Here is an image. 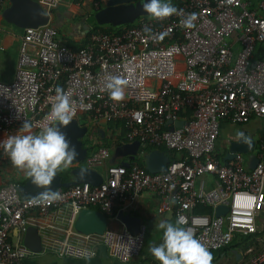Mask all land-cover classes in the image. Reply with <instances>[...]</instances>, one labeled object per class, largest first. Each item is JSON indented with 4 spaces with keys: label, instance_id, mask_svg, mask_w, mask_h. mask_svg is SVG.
Returning <instances> with one entry per match:
<instances>
[{
    "label": "built area",
    "instance_id": "2783aa9c",
    "mask_svg": "<svg viewBox=\"0 0 264 264\" xmlns=\"http://www.w3.org/2000/svg\"><path fill=\"white\" fill-rule=\"evenodd\" d=\"M32 1L51 21L21 30L15 79L0 81V141L16 134L24 120L52 123L46 116L60 86L73 101L74 119L88 129L87 156L79 168L99 173L103 183L56 190L62 199L42 205L30 203L37 195L21 198L16 182L0 186V264H23L31 253L23 244L27 228L41 227L40 220L64 208L70 210L72 228L88 208L104 213L108 228L103 236L66 231L52 252L86 259L102 245L112 258L133 264L144 248V229L130 234L117 208L128 210L146 193L157 198L160 216L183 217L184 226L211 252L225 250L235 236H248L253 246H239L235 264H264V232L256 224L264 213V127L249 136L253 153L223 164L228 143L218 148L222 125L245 126L264 118V55L256 58L264 51V0H182L177 8L183 15L97 30L77 50L66 44L53 19L68 1L88 0ZM94 1L99 11L100 0ZM8 3L0 0V13ZM193 13L195 27L185 28L182 19ZM113 75L127 80L121 101L112 100L107 89ZM101 127H112L121 145L140 144L135 159L126 161L128 168L110 165L109 147L90 144ZM150 149L169 153L165 173L147 172ZM253 155L258 162L251 168ZM0 162L12 165L2 148ZM206 177L213 187L199 189L198 181ZM217 206L228 207V213L215 216ZM198 207L212 212L196 213Z\"/></svg>",
    "mask_w": 264,
    "mask_h": 264
},
{
    "label": "clouds",
    "instance_id": "9594fccd",
    "mask_svg": "<svg viewBox=\"0 0 264 264\" xmlns=\"http://www.w3.org/2000/svg\"><path fill=\"white\" fill-rule=\"evenodd\" d=\"M143 9L153 19L163 21L173 15H183L182 11L173 5L172 0H147ZM196 14H189L182 19L185 28H194ZM144 31L150 36L151 28ZM127 80L118 75L109 78L107 89L110 98L121 101L125 96ZM76 116V109L68 92L57 86L51 109L46 119L52 123L41 126L40 122L24 120L16 134L8 135L0 141L2 148L9 156L12 165L31 179L33 185L44 189L30 199V203L42 205L62 199V194L53 191L51 186L59 172L69 169L79 156L76 145L62 131L71 124ZM39 129V131H37ZM240 142L250 144V138L244 132L236 133ZM87 175L86 169H81L80 179ZM183 217L175 222L161 220L157 229L162 230V242L150 246L149 251L160 264H212L213 254L195 237L191 228L185 227ZM91 259V255L85 257Z\"/></svg>",
    "mask_w": 264,
    "mask_h": 264
},
{
    "label": "water",
    "instance_id": "95a60500",
    "mask_svg": "<svg viewBox=\"0 0 264 264\" xmlns=\"http://www.w3.org/2000/svg\"><path fill=\"white\" fill-rule=\"evenodd\" d=\"M147 0H107V4L101 10L97 11L94 19L99 26L122 27L134 24L139 18L150 16L143 9V4ZM1 19L7 25H11L20 30L26 28H36L38 26L47 25L51 20L50 16L32 0H9L8 6L4 8L0 14ZM87 33L91 31L88 24L84 25ZM181 124H178V127ZM62 131L66 132L67 137L76 145L79 156L74 161L70 169V179L66 180L58 173L51 186L53 191L66 189L71 186L89 184L93 187H99L103 183V177L94 171L87 170L84 179H80L81 168L79 165L86 159L87 150L83 147V138L87 134V127L81 126L75 119L66 128L59 126ZM250 144L231 140L227 145V155L225 161H232L236 155L253 153L255 146L254 140L250 139ZM140 149L139 143L120 145L114 149L112 165L121 162L122 166L128 168L127 160H134ZM256 156L251 157L250 167L257 165ZM170 160L161 151H153L146 157V170L152 175L163 174L167 170ZM18 193L21 198L26 199L38 195L44 189L37 188L32 184L31 179H27L19 183L17 186ZM229 208L225 206H217L215 208V216L220 217L228 213ZM117 218L123 223L127 231L132 235H138L143 230L142 220L137 216H133L120 210ZM108 217L99 210L88 208L79 212L75 222L74 230L83 235L103 236L108 228ZM24 246L34 254L42 251L41 237L36 227H28L23 240Z\"/></svg>",
    "mask_w": 264,
    "mask_h": 264
},
{
    "label": "crops",
    "instance_id": "0c3cea01",
    "mask_svg": "<svg viewBox=\"0 0 264 264\" xmlns=\"http://www.w3.org/2000/svg\"><path fill=\"white\" fill-rule=\"evenodd\" d=\"M69 1L65 3L56 12V18L61 19L59 26L64 24V10L69 7ZM1 18V17H0ZM59 27V28H60ZM80 27L79 25L73 27V32L64 34L62 36L63 40L68 43L81 44L85 41L86 36L89 34L86 32L84 27L81 29H76ZM22 35V31L11 25H7L0 21V81L9 83L15 79L17 71V57L19 50V42ZM68 45V44H67ZM256 127L252 128L250 125L238 126V127H228L226 125L221 126L220 137L218 148L224 146L231 140H237L236 133L238 131L244 132L247 137L257 133L261 128L264 127V118L262 120H254ZM254 126V125H253ZM109 129V128H108ZM93 146H107L110 151L121 145L117 136L113 134L110 129L107 130L105 127H101L99 131H95L93 139L90 142ZM113 159V158H112ZM118 162L116 165L120 164ZM112 165V161L110 162ZM18 170V169H17ZM16 171L14 168L0 169V174H11ZM3 183L0 181V186ZM197 187L199 189L208 190L213 187V182L209 177L202 178L198 181ZM158 200L155 196L151 194H143L137 203L125 210L124 212L129 213L133 216L141 218L142 225L145 233V243L142 253L133 264H160L159 261L149 251L150 246L158 245L162 242V230L157 229L156 225L161 220H168L170 222H175L170 214H165L160 216L157 213ZM121 209L118 207L117 212ZM70 220V210L64 208L62 212H51L45 219L40 220V226L37 227L39 235L41 237L42 251L38 254L30 253V255L25 259L23 264H122L119 260L109 256L107 249L102 245H97L96 256L91 259H74L69 257H62L52 252L51 248L56 247L55 240H64L67 237L66 231H74L72 228ZM47 225H51L54 228H50ZM71 241L74 243H82L76 237L71 236ZM236 259V258H235ZM212 264H216L213 261Z\"/></svg>",
    "mask_w": 264,
    "mask_h": 264
},
{
    "label": "rangeland",
    "instance_id": "374dc122",
    "mask_svg": "<svg viewBox=\"0 0 264 264\" xmlns=\"http://www.w3.org/2000/svg\"><path fill=\"white\" fill-rule=\"evenodd\" d=\"M106 4L107 0H100L99 9L101 10L106 6ZM97 11L98 10L95 6L94 0H88L87 2L82 4H77V2H74L72 4H69V7L64 10L65 16L63 26H59L62 20L56 18V14L54 15L53 23L55 27H60L59 32L62 34V36H64V34L68 35V33L73 32V27L77 25H79L80 27H76V29H81L86 23H89L91 27H94L93 22L90 21ZM0 21L3 23V20L1 18ZM248 125H250L252 128L256 127L254 123H249ZM5 168H14L16 171L11 174H0V181H2L3 183H22L27 179V176L23 172L17 170L13 165L0 162V169ZM68 173L69 169L60 172V175L65 179V181L70 179V177L67 175ZM256 224L257 228L259 230L262 229V231L264 232V213L263 215L258 216ZM245 242L246 243L244 245L248 243V246H253V242L251 243L250 240H247ZM235 248H230L222 253L219 259L216 261V264H235V253L237 252Z\"/></svg>",
    "mask_w": 264,
    "mask_h": 264
},
{
    "label": "trees",
    "instance_id": "16d2710c",
    "mask_svg": "<svg viewBox=\"0 0 264 264\" xmlns=\"http://www.w3.org/2000/svg\"><path fill=\"white\" fill-rule=\"evenodd\" d=\"M181 1L182 0H172V3H173V5L174 6H179L180 4H181ZM148 17H150V16H147V17H141V18H148ZM140 19V18H139ZM90 22H93V24H94V27H91V25L89 24V23H86V24H88L92 29H91V31L89 32V34L86 36V39H85V41L84 42H82L81 44H74V43H71V42H69L68 41V43H66V44H68V46L70 47V48H72V49H74V50H77V49H80V48H82V47H84L87 43H88V41H89V38H90V35H91V33L92 32H95V31H97V30H101V31H104V32H108L109 30H112L113 29V27H111V26H99L97 23H96V21H95V19H94V16L92 17V19H91V21ZM130 26H132V25H126L125 27H130ZM57 28V27H56ZM57 30L59 31V28H57ZM61 34V33H60ZM263 55H264V51L263 50H260L259 52H257V54H256V58H261V57H263ZM109 129H110V131L112 132V133H114V130L112 129V127H109ZM108 129V130H109ZM119 142L121 143L122 142V140L120 139L119 140ZM85 146V141L83 142V147ZM153 151H156L155 149H150L149 150V152H153ZM159 151H161V152H163V153H165V155L167 156V157H169V158H171L170 157V155H169V153L165 150V149H159ZM221 162L223 163V164H228V162L227 161H225L224 159H221ZM69 172H70V169H69ZM60 173V172H59ZM68 176L70 175V173H68L67 174ZM70 177V176H69ZM19 184V183H18ZM195 212L196 213H199V214H211V212H212V210H211V208H208V207H198L196 210H195ZM261 215H263V214H261ZM251 239V237H248V236H246V237H244V236H235V238L233 239V241H232V243L230 244V246L228 247V248H226L225 250H223V251H212L211 253L213 254V257H214V259H213V261H217L218 259H219V257H220V255L222 254V253H224L226 250H228V249H230V248H235V249H237L239 246H241L243 243L245 244L246 242L245 241H247V240H250ZM248 245V243L246 244V246Z\"/></svg>",
    "mask_w": 264,
    "mask_h": 264
}]
</instances>
